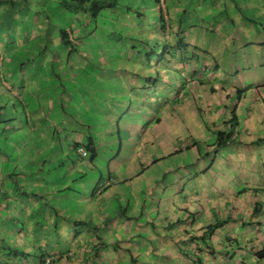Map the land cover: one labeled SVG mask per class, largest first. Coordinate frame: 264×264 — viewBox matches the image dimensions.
<instances>
[{"label":"crops","instance_id":"obj_1","mask_svg":"<svg viewBox=\"0 0 264 264\" xmlns=\"http://www.w3.org/2000/svg\"><path fill=\"white\" fill-rule=\"evenodd\" d=\"M62 1L0 0V14L14 3L20 10L10 18L21 21L0 34V92L20 101L26 117L0 152V186L15 174L48 203L43 219L31 196L17 200L11 217L0 203L2 235L29 253L40 244L52 264H264V160L250 152L264 145V125L249 117L261 93L237 112L244 85L264 82V0H159L167 21L156 18L157 3L151 43L156 52L180 46L167 65L117 38L115 23L128 29L133 21L122 1L100 18L107 30ZM135 2L145 9L153 0ZM193 5L202 16L190 13ZM99 33L93 50L88 38ZM233 114L224 146L217 135L231 131ZM239 120L254 130L245 143ZM57 134L91 137L90 158L72 167L45 155Z\"/></svg>","mask_w":264,"mask_h":264},{"label":"trees","instance_id":"obj_2","mask_svg":"<svg viewBox=\"0 0 264 264\" xmlns=\"http://www.w3.org/2000/svg\"><path fill=\"white\" fill-rule=\"evenodd\" d=\"M61 3L63 4L62 6L64 8H66L67 10H73L76 13L80 11L83 12L85 10H88V15H89L88 18L90 20L91 18L95 19L96 21H94V24L97 26L100 18L103 17L105 13L110 12L111 10H114V8H116L118 4V0H63ZM157 3L159 6L158 10H159L160 19L167 21V19L163 18L162 6L160 5L159 0H153V2L150 5L144 4V6L145 8L149 6L151 7V9L155 11V7ZM12 4L13 5H10V6L5 5L4 8H8L7 11L4 9L2 11V14H0V18H3V20H0V34L8 33V31L11 33V29L9 28V26L11 25L13 29V26L16 23V21L10 18V16L12 17V15L18 12L17 10L18 9L20 10V8H16V6L18 5H15L14 3ZM59 6L61 5L59 4ZM141 10L143 11V9ZM122 19H124V17H122ZM145 21H146L145 26L148 28V31H149L147 34L145 33V39L141 40L139 38H136V41H133V42L129 40V44L136 48L142 47L141 48L142 52H145L144 59H146L149 63L151 62V57L155 56L154 58L157 59L156 61H159L160 63L164 62L167 65L168 58H173L174 57L173 51L180 49V46H178L177 48H173V47L165 45L159 51L156 52V47L153 46L151 43L152 42L151 40L152 24H149L148 20H145ZM60 37L62 39L63 44L68 46L69 50L73 53V50H75L76 47L74 43L71 41V39L69 38V34L65 32V29L60 30ZM121 37L122 35L119 36V39ZM180 41H181L180 45H183L182 37H180ZM154 51L156 53H154ZM162 71L165 72L166 70H162V67H161V74H162ZM155 73L157 74V69H155ZM156 76L161 77L162 75L157 74ZM9 93L4 94L0 92V137H4L3 139H0V152L5 150L4 149L5 145L12 142V139L13 140L17 139L16 131H18V128L21 127L26 121L25 113H24V117L15 115L17 113L16 104H20L21 111H23L22 104L20 103V101H17L15 99L13 100L11 93L10 94ZM237 96L239 97V93ZM178 102L179 101L176 100V103ZM8 111L10 112V115L7 114ZM236 121L237 120H236L235 115L234 114L231 115V117L227 121V124L231 127V131L229 130L228 133H218L217 141L219 143H223L225 146L226 143L231 142L230 140L233 134L232 130L237 123ZM4 132L8 134L6 135ZM12 132L13 133L16 132V133L10 136V133ZM63 140L68 143L67 144L63 143L62 142ZM52 142H53L51 143L52 147L50 149L48 148V150L46 151L47 153L45 155L49 156L50 153H54V156H57L58 158L60 156H64L68 159V161L70 162L68 164H70V166L72 167H74V165L77 164L75 163V161L79 162L83 158H85L84 156H88L89 158L91 156V137L89 136H85L83 140L79 141V140L74 139L69 134H65L64 137H61L59 136V134H57V137L53 138ZM80 149L83 150L84 154L82 153V151H80ZM47 159H51V157H48ZM42 164H47V162L42 163ZM49 167H51V164H47V168ZM9 176L11 177L12 181H9L5 186L2 185V188L0 186V200H1L0 203H2L3 201L5 203L3 205L4 208L2 210H4V212L9 211L8 214H10V217H11L12 216L11 210H14L13 207H15L17 200L19 198L26 199L28 196H31L34 199V201L36 200V203L38 206L37 207L38 213L36 217L37 218L41 217L43 219L44 215L48 211L47 210L48 203L44 202L45 196L40 195L38 192L33 190L32 187L29 184H27V182H25L22 178H19V179H17V177L15 178V174L9 175ZM10 186H12V189H8V187ZM13 192L15 193V196H13L12 194ZM14 216L15 217H12L13 219L9 217H7V219L10 221L13 220V222L16 223L17 221H19V219L17 218L16 214ZM18 230L26 231V229L23 227L18 228ZM10 231H11V228H10ZM4 233L9 234L8 231H5ZM5 236H3L2 232H0V264H46V259L49 257L51 258L50 264L53 263V257L47 254V252L42 248L40 244H37L34 246L33 248L34 253H29L23 247L12 245L11 242L8 241L7 236L6 237ZM262 254L264 255V251L262 252Z\"/></svg>","mask_w":264,"mask_h":264},{"label":"rangeland","instance_id":"obj_3","mask_svg":"<svg viewBox=\"0 0 264 264\" xmlns=\"http://www.w3.org/2000/svg\"><path fill=\"white\" fill-rule=\"evenodd\" d=\"M119 1V0H118ZM122 1V5L121 7L119 8L120 11H124V12H127L129 13L132 18H133V21L130 22L128 24V29L124 26L122 27L120 25V22L118 23H115V25L112 27V30L116 31L117 33L116 34H119L122 35V37L120 38V40H123V42L125 43V45H128L129 44V40L130 41H136V38H139L141 40H144L145 39V33L147 34L149 31H148V28L145 26V23H146V19H148V23L151 24L152 23V11L153 9H151V7L147 6V8L143 9V11L141 10L142 7L141 5L138 3V5L136 4L135 0H120ZM194 0H191V4L193 3ZM188 3V2H187ZM189 4V3H188ZM187 4V5H188ZM54 6V5H53ZM249 6H247L248 8ZM189 8H190V5H189ZM255 7L253 8V10H248V12L252 13L254 11ZM194 5L191 7V10H190V13L192 15H197L199 14L200 16L203 15V11H201L202 9L199 8L197 11L194 10ZM109 11V10H108ZM111 13V12H110ZM113 13H115V11H113ZM141 13H145V15H141ZM69 14V12L67 13ZM189 15V14H188ZM155 16L157 19L160 18L159 16V10L155 13ZM112 19H115V15H111ZM192 17V16H191ZM31 16H27L26 17V20H25V24L27 26L28 29H33V25H32V21H31ZM99 20V19H97ZM63 22V21H62ZM21 21H16V24H15V27L13 26V28H15L16 30L19 29V25H20ZM257 24H263V21L261 19H258L256 21ZM93 24V22L91 23ZM68 25L71 27V29L73 30L74 32V26L72 24H70V22L68 23ZM94 26V25H93ZM99 30H103L105 28V30L107 29H110L111 27V23H106L103 22L102 20H99L98 22V25L96 26ZM9 28L11 29V34L13 33V30H12V27L11 25L9 26ZM65 28L67 29V27L65 26ZM87 30V29H86ZM98 30V31H99ZM18 31V30H17ZM109 31V30H108ZM108 31H105L104 34H103V38L105 36V33L107 34ZM88 32V31H87ZM90 34V33H89ZM98 36V37H97ZM94 35V36H91L89 37L88 39L91 41V49L93 50H96L95 49V46H102L100 44V39H101V34H97ZM119 36L117 37L119 39ZM107 38V36H106ZM105 38V39H106ZM51 41V40H50ZM94 41H95V44H94ZM145 52H142L141 54H137V55H143V60L146 61V59H144V54ZM17 54V53H16ZM96 55L91 58V61H95L99 54L98 53H95ZM17 55H21L23 57H25V59H27V57H30L29 55H26V54H17ZM32 55L33 57L30 59L32 61V66H34L35 64H39L40 60L39 58L35 55V53L33 54L32 52ZM155 56L151 57V62L153 63V61H155ZM101 58V57H100ZM35 73H38V69H36L35 71H33ZM258 80L256 82V86L251 84L250 86L248 84H245L244 85V94H243V97H242V101L239 103V106H238V109H237V112L239 113V116L241 118L242 114H244L248 107L250 106V104L252 102H255L253 104H256V102L258 100H256V96L258 95V92L261 93V98L257 103V105L255 106L254 105V109H255V112L254 110L252 111L253 115L255 116V119L253 116H249L250 119L253 121H258V123H260L261 125H264V82H259L258 84ZM34 84H37L34 82ZM258 91V92H257ZM17 106V113L15 114L16 116H20V117H24V112L21 111V105L20 104H16ZM14 113V112H13ZM7 114L10 115V112L8 111ZM239 124H240V128L243 132H241L240 134L242 135L241 136V140L238 142V143H245V141L249 138V137H253L255 136V134L253 133L254 130H253V127L252 126H247L246 127V124H244L243 122H241L239 120ZM252 152V157L253 158V161L254 159L256 158H259L261 159L262 161L264 160V145L263 146H258V149H254L253 151H250ZM14 155L17 157V156H20L22 157V155H20V152L15 149L14 150ZM15 156H10L9 159H12V157L16 158ZM2 157V156H1ZM250 158V156H249ZM7 158L5 157L3 160H6ZM101 163H104V159H101L100 160ZM4 167L7 166V164H4L3 165ZM17 179H19V177L17 176ZM253 180H249L248 182V188L249 189H252V186H251V183H252ZM255 182H257L256 180H254ZM248 193H250V190H247ZM13 241L16 242V244H20V241L19 239H13Z\"/></svg>","mask_w":264,"mask_h":264},{"label":"built area","instance_id":"obj_4","mask_svg":"<svg viewBox=\"0 0 264 264\" xmlns=\"http://www.w3.org/2000/svg\"><path fill=\"white\" fill-rule=\"evenodd\" d=\"M80 151H82V153L84 154V152H83V150L82 149H80ZM104 185H106V184H104ZM51 258L49 257V258H47L46 259V264H50L51 262Z\"/></svg>","mask_w":264,"mask_h":264}]
</instances>
